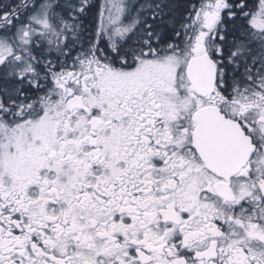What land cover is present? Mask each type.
Here are the masks:
<instances>
[{"label":"snow or ice","instance_id":"snow-or-ice-1","mask_svg":"<svg viewBox=\"0 0 264 264\" xmlns=\"http://www.w3.org/2000/svg\"><path fill=\"white\" fill-rule=\"evenodd\" d=\"M0 264H264V0H0Z\"/></svg>","mask_w":264,"mask_h":264}]
</instances>
